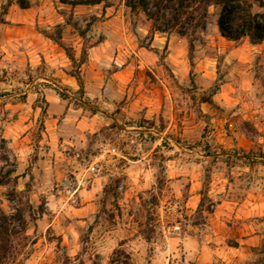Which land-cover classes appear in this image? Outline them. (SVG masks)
I'll return each mask as SVG.
<instances>
[{"label": "rangeland", "instance_id": "374dc122", "mask_svg": "<svg viewBox=\"0 0 264 264\" xmlns=\"http://www.w3.org/2000/svg\"><path fill=\"white\" fill-rule=\"evenodd\" d=\"M18 1L0 0L2 264H264V40L224 38L214 5L193 30L125 0Z\"/></svg>", "mask_w": 264, "mask_h": 264}, {"label": "trees", "instance_id": "16d2710c", "mask_svg": "<svg viewBox=\"0 0 264 264\" xmlns=\"http://www.w3.org/2000/svg\"><path fill=\"white\" fill-rule=\"evenodd\" d=\"M63 3L71 6L76 5H95L103 3L110 5V0H61ZM259 6L264 7V0H258ZM22 8H29L31 3L24 0L18 1ZM125 4L131 8L142 9L146 14L155 20H164L166 28H183L185 22L182 18L185 16L190 22L193 30L201 25V20L208 14L211 5L220 8L217 25L220 34L233 41H239L242 38L249 37L254 43H260L264 40V11L254 12L253 2L250 0H156L153 4L149 0H125ZM192 8V9H190ZM194 10V11H192ZM168 11H171L168 13ZM195 12H201V19L196 17ZM192 20V21H191ZM184 34V31H180ZM67 56L74 62L75 55L69 49L64 48ZM80 85L82 79L79 72L73 74ZM1 218V217H0ZM3 219V220H2ZM26 225L22 226L24 230ZM16 231L10 229V222L6 216L0 219V264L7 257L12 248V235ZM110 264H135L131 256L124 249L114 250Z\"/></svg>", "mask_w": 264, "mask_h": 264}, {"label": "crops", "instance_id": "0c3cea01", "mask_svg": "<svg viewBox=\"0 0 264 264\" xmlns=\"http://www.w3.org/2000/svg\"><path fill=\"white\" fill-rule=\"evenodd\" d=\"M24 10H28L30 8H23ZM33 20H35V17H33ZM40 35V34H39ZM39 35H35V38H40ZM41 39V38H40ZM49 39V38H48ZM35 39H33L30 42V45H32L31 47V52L34 53V55L36 54L37 56L39 55V53L43 54L45 56L46 61L52 66L55 67V73L56 75L62 76L63 80L65 82H67V84L71 87H75V85L77 84V80L75 78V76L73 75H67L66 71L61 67L62 65H68L67 61H61L60 56L62 55V52H56L53 50L54 47H51V45H47L46 47H40V45H38L35 40V43H33ZM94 48V47H93ZM68 58V57H67ZM64 75V76H63ZM53 87H57L56 84H53ZM55 88H50L51 92H47V100L49 102V114L47 116L48 121H51V117H54V112L52 111L53 107L55 105H60V107L63 106V101H62V97L60 96L59 93H57ZM58 102V103H57ZM67 118V117H66ZM64 118V119H66ZM57 119V118H54ZM60 133L57 131H52L49 130L47 128V131L44 132V135L46 136V140L49 142L50 139L55 138V136L59 135ZM198 194H194L192 195V198L197 197Z\"/></svg>", "mask_w": 264, "mask_h": 264}, {"label": "built area", "instance_id": "2783aa9c", "mask_svg": "<svg viewBox=\"0 0 264 264\" xmlns=\"http://www.w3.org/2000/svg\"><path fill=\"white\" fill-rule=\"evenodd\" d=\"M106 147H104L102 150V152L98 155H96L92 165L89 167V169L93 170L94 172H97V173H101L103 170H104V167H105V164H106V161L105 159L103 158L104 154L103 152L106 151ZM175 206H177V204H175Z\"/></svg>", "mask_w": 264, "mask_h": 264}]
</instances>
